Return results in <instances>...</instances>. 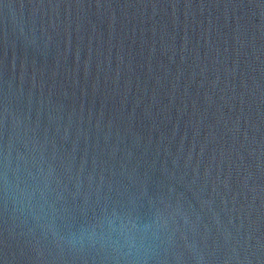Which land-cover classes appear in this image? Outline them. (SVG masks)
<instances>
[{"label":"water","instance_id":"95a60500","mask_svg":"<svg viewBox=\"0 0 264 264\" xmlns=\"http://www.w3.org/2000/svg\"><path fill=\"white\" fill-rule=\"evenodd\" d=\"M133 262L264 264V0H0V264Z\"/></svg>","mask_w":264,"mask_h":264},{"label":"clouds","instance_id":"9594fccd","mask_svg":"<svg viewBox=\"0 0 264 264\" xmlns=\"http://www.w3.org/2000/svg\"><path fill=\"white\" fill-rule=\"evenodd\" d=\"M22 194L28 195L27 192ZM97 229L88 230L85 235L89 239L102 240L114 250L129 257H137L149 250L153 225L141 223L133 216L113 211L104 216Z\"/></svg>","mask_w":264,"mask_h":264}]
</instances>
